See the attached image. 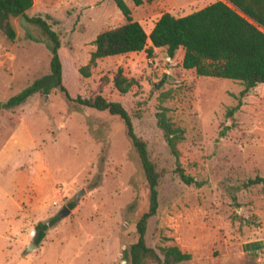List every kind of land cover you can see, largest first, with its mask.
<instances>
[{"label":"rangeland","instance_id":"obj_1","mask_svg":"<svg viewBox=\"0 0 264 264\" xmlns=\"http://www.w3.org/2000/svg\"><path fill=\"white\" fill-rule=\"evenodd\" d=\"M139 1L124 0L148 32L163 12L181 16L214 0ZM25 13L41 17L57 34L70 94L110 95L118 67L136 81L121 101L158 173V206L147 219L145 244L188 252L190 259L179 264H264L261 97H240L238 81L181 68L172 59H180L179 50L169 57L165 48L153 47L150 54L140 50L90 63L94 36L125 22L112 0H32ZM8 23L12 39L0 28V264H126L123 249L136 239L148 192L124 126L104 112L70 108L56 89L5 106L9 96L49 72L50 59L38 26L19 16ZM85 65L87 75L79 71ZM158 105L182 129L177 160L199 186L176 174L155 123ZM80 188L85 192L74 202ZM69 201V213L58 217ZM52 217L36 248L27 249L35 225Z\"/></svg>","mask_w":264,"mask_h":264},{"label":"trees","instance_id":"obj_2","mask_svg":"<svg viewBox=\"0 0 264 264\" xmlns=\"http://www.w3.org/2000/svg\"><path fill=\"white\" fill-rule=\"evenodd\" d=\"M112 1L124 16L125 22L94 36L90 41L93 46L90 63L96 58L140 50L150 54L153 47L165 48L169 57H173L174 51L179 50L180 59H172L181 68L193 69L200 76L238 81L243 86L239 96L247 93L259 95L263 101L261 111L264 112V0H227L232 6L215 0L181 16L163 12L148 32L131 18L124 0ZM31 2L32 0H0V28H4L6 35L12 39L14 30L8 23L9 17L19 16L38 26L46 35V46L50 53L49 72L9 96L4 105H19L35 92L47 94L51 89H56L70 108L104 112L122 122L148 192L147 208L135 222L136 239L123 249L122 257L126 264H179L188 261L190 254L176 245H161L155 250L144 241L147 219L156 212L158 206V173L148 158L145 142L133 132L129 111L121 101L123 95L136 85V81L125 77L118 67L111 76L110 95L70 94L63 82L57 34L41 17L27 16L25 12ZM86 68L87 65L82 66L79 71L87 75ZM236 108L235 106L232 110ZM154 116L167 149L175 159L174 170L179 179L185 184L199 186L200 183L186 174L177 160V143L183 138L182 129L173 124L166 115V108L161 105H158ZM256 180L261 179L249 180L246 184ZM72 206L73 202L69 201L68 207ZM54 222L55 217H52L35 225L36 234L32 240L35 245L39 244L47 228Z\"/></svg>","mask_w":264,"mask_h":264},{"label":"water","instance_id":"obj_3","mask_svg":"<svg viewBox=\"0 0 264 264\" xmlns=\"http://www.w3.org/2000/svg\"><path fill=\"white\" fill-rule=\"evenodd\" d=\"M84 192H85V191H84L83 188L78 189V191L75 192L74 197H73V198H74V202L78 201V198H79L82 194H84ZM69 211H70V208H68L67 206H63V207L59 210L57 216H58V217L64 216V215L68 214ZM26 248H27V249L36 248V245H35L34 243L30 242V243H28V245L26 246Z\"/></svg>","mask_w":264,"mask_h":264},{"label":"crops","instance_id":"obj_4","mask_svg":"<svg viewBox=\"0 0 264 264\" xmlns=\"http://www.w3.org/2000/svg\"><path fill=\"white\" fill-rule=\"evenodd\" d=\"M215 1V0H214ZM221 1H223V2H225V3H227L228 5H230V6H232L227 0H221ZM213 2V1H212ZM262 29V28H261Z\"/></svg>","mask_w":264,"mask_h":264}]
</instances>
